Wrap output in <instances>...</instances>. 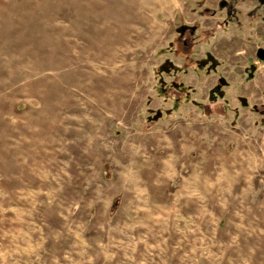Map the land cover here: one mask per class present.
Segmentation results:
<instances>
[{
	"label": "rangeland",
	"instance_id": "obj_1",
	"mask_svg": "<svg viewBox=\"0 0 264 264\" xmlns=\"http://www.w3.org/2000/svg\"><path fill=\"white\" fill-rule=\"evenodd\" d=\"M0 264H264V0H0Z\"/></svg>",
	"mask_w": 264,
	"mask_h": 264
},
{
	"label": "crops",
	"instance_id": "obj_2",
	"mask_svg": "<svg viewBox=\"0 0 264 264\" xmlns=\"http://www.w3.org/2000/svg\"><path fill=\"white\" fill-rule=\"evenodd\" d=\"M239 58H241V57H239ZM216 61H217V58L216 57H214L213 59H210V60H206V59H201V60H199L198 62L197 61H191V62H193V63H196V64H200L201 66H205L206 64H207V62H211L212 64H216ZM194 69V68H193ZM192 69V73L195 75V69L193 70ZM250 71V70H249ZM188 77V79L186 80V81H184V80H182V81H179V85H181L183 88H188V87H190L191 86V84H192V79H193V76H191V75H188L187 76ZM210 81H212L210 84H204V87H205V90H206V92H205V96L208 98H210V100L211 101H216V99H217V97H220L221 95H222V97H223V93H222V87H223V89L224 90H231V88L230 89H228V80L227 79H222L221 77H216L215 79H213V78H210L209 79ZM234 89V88H233ZM231 90V91H233V93H231L232 95H229L228 94V96L230 97V96H236V103L237 104H240L242 107H245V106H247V103H248V100H247V97L246 96H243V95H240V93H237V94H235L234 92V90ZM190 90H188V92H189ZM231 91H229V92H231ZM224 92V91H223ZM201 94L203 95V93L201 92ZM204 97V96H203ZM200 98H202V96H200ZM224 100V99H223ZM227 101H229V102H232L233 101V99H231V98H229V99H227ZM225 102V101H224ZM226 103V102H225ZM227 104V103H226ZM235 106H237V105H235ZM235 106H233V105H230V108H231V110H233V111H235V110H237V109H235L234 107ZM241 107V108H242ZM252 107H253V109H255L256 108V104L255 103H253V105H252ZM188 125V129H192V128H194V123H188L187 124ZM195 131H192L191 133H189V136L190 135H192L193 133H194ZM191 142L192 141H189V145L190 146H192L193 147V145L191 144ZM162 164H161V168H160V171H162V173H163V176H169L170 175V172H168V168H167V164L165 163L166 162V160L165 159H163L162 160ZM194 171H193V173L192 174H194L196 171H195V169H193ZM174 173V172H173ZM172 174V173H171Z\"/></svg>",
	"mask_w": 264,
	"mask_h": 264
},
{
	"label": "flooded vegetation",
	"instance_id": "obj_3",
	"mask_svg": "<svg viewBox=\"0 0 264 264\" xmlns=\"http://www.w3.org/2000/svg\"><path fill=\"white\" fill-rule=\"evenodd\" d=\"M193 28L190 29V31L192 32ZM177 41L181 42L182 47H184L185 49L188 48L189 44H188V38L186 36V31L184 28H181L180 32H179V37L177 39ZM179 81H172L171 86L169 87L170 89H172L173 91H175V93L178 94H183V93H188V90L183 88L181 85H179Z\"/></svg>",
	"mask_w": 264,
	"mask_h": 264
}]
</instances>
